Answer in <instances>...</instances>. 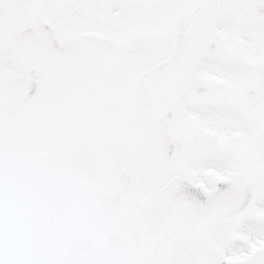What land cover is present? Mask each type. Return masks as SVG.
<instances>
[{"label": "snow or ice", "instance_id": "6c2138e0", "mask_svg": "<svg viewBox=\"0 0 264 264\" xmlns=\"http://www.w3.org/2000/svg\"><path fill=\"white\" fill-rule=\"evenodd\" d=\"M0 264H264V0H0Z\"/></svg>", "mask_w": 264, "mask_h": 264}]
</instances>
